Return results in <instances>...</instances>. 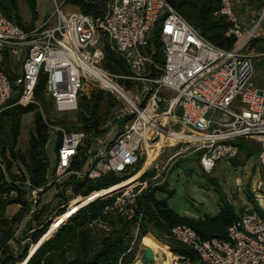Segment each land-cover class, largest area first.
Returning a JSON list of instances; mask_svg holds the SVG:
<instances>
[{
  "label": "built area",
  "instance_id": "built-area-1",
  "mask_svg": "<svg viewBox=\"0 0 264 264\" xmlns=\"http://www.w3.org/2000/svg\"><path fill=\"white\" fill-rule=\"evenodd\" d=\"M53 2V15L29 32L0 12V116L16 105L40 107L34 91L41 73L47 78L45 96L61 115L78 111L86 87L109 93L123 108L115 122L120 129L110 141V122L100 129L101 134L87 135L44 120L49 134H55L56 155L42 188H34L25 168L13 162L16 186L33 228L34 214L45 205L44 192L53 190L58 204H63L51 213L40 242L55 222L58 228L82 209H72L78 203L90 204L113 193L117 194L110 213L132 222L137 233L143 216L139 203L150 190L164 185L169 163L180 153L169 157L165 165L158 164V159L180 144L187 143L202 154L200 167L208 175L220 160L237 158L239 150L233 143L238 141L258 143V160L264 166V88L254 83L253 54L256 45L264 43V0L221 1L220 15L231 23L228 36L236 39L231 51L205 41L167 0H110L100 20L64 14L61 2ZM156 29L164 57L161 69L150 46ZM104 43L123 62L126 75L104 69ZM156 70L161 71L157 78ZM11 76H15L13 83ZM175 111H179L178 122ZM175 125L180 132L173 131ZM170 133L189 139L169 146L165 141ZM150 156L152 174L145 179L147 170L115 192H93L84 199L73 192L75 184L84 180L128 177L141 170ZM0 167L4 171L1 159ZM11 197L17 199L18 193ZM172 235L194 251L201 264H264V217L254 209L239 216L226 240L204 241L184 225L175 227Z\"/></svg>",
  "mask_w": 264,
  "mask_h": 264
},
{
  "label": "trees",
  "instance_id": "trees-1",
  "mask_svg": "<svg viewBox=\"0 0 264 264\" xmlns=\"http://www.w3.org/2000/svg\"><path fill=\"white\" fill-rule=\"evenodd\" d=\"M109 1L61 0V7L69 5L84 16L100 20L107 11ZM167 1L175 12L205 41L223 51L233 49L236 39L233 36H228L231 23L226 17L220 15L222 0ZM22 2L30 12L29 23H26L20 15ZM0 12L4 18L18 28L29 32L34 29L38 19L37 0H0ZM255 45L256 42H253L252 48ZM150 46L154 51V61L161 69L164 65V57L158 29L154 31V35L150 39ZM103 50L105 53L104 69L111 74L126 75L127 70L123 62L115 56L107 43H104ZM258 51L264 53V48ZM255 68L256 72L261 70ZM160 74L161 71L156 70L153 76L157 78ZM14 77H10L12 83ZM46 80V75L41 73L34 91V100L40 107L16 105L5 110L0 116V159L4 167V171L0 167V264H132L136 249L143 238H152L149 241L157 244L165 253L178 258L180 263L201 264L194 251L173 237L172 230L175 227L187 226L204 241L227 239L228 230L237 221L239 215L224 200L216 184L213 186L214 192L219 198L217 214L214 216L203 215L196 219L181 216L171 209L168 200L173 196V192L169 191L166 186H161L150 190L139 203L143 216L137 233H135L132 222L110 213L114 196L117 194L113 193L93 203L83 205L82 209L66 222H64L66 218L63 219L64 223L58 228L55 222L52 225L55 227L40 243L43 235L48 231L47 223L52 213L49 206L44 205L33 216L35 227L30 234L31 243L23 248V254H17L12 248V243H15L18 226L27 216L28 209L16 186L18 178L14 174L13 162H19L25 168L28 179L34 188L44 187L50 167L46 152L49 131L44 120L59 125L58 122H52L54 106L52 100L47 98L44 93ZM254 83L257 87L264 86L261 85V82L254 81ZM15 102L16 99H13L12 104ZM117 105L118 102L109 93L92 90L88 96L82 94L79 99L76 123H72L71 126H61L66 130L81 131L87 135H99L102 133L100 129L107 123L110 114ZM28 114H33V129L28 138L27 151L23 153L19 149V140L23 117ZM233 145L238 147L239 152L245 151L249 157L252 156V148L244 141L234 142ZM151 174L150 171L146 172L142 179ZM126 180L128 177L119 178L111 175L96 181L84 180L75 184L73 192L84 199L93 192L111 189ZM15 191L18 193L17 199L11 197ZM158 195H165L166 198L158 197ZM248 200L254 205L253 209L264 217V211L255 205L252 197H249ZM16 205H21V209L17 214L10 216L7 212L8 209ZM58 205L60 206V204ZM61 213L59 210L58 215ZM39 243L40 245H38ZM31 252L32 255H29Z\"/></svg>",
  "mask_w": 264,
  "mask_h": 264
},
{
  "label": "rangeland",
  "instance_id": "rangeland-1",
  "mask_svg": "<svg viewBox=\"0 0 264 264\" xmlns=\"http://www.w3.org/2000/svg\"><path fill=\"white\" fill-rule=\"evenodd\" d=\"M39 12L45 13L46 19L51 17L55 11V5L53 0H39ZM61 2V0H57ZM64 14L78 13L73 7L69 5H64L62 8ZM20 15L26 23L30 22L31 16L27 6L22 2L20 4ZM44 20V21H45ZM264 48V43H258L255 48L254 54V81L256 83L261 82L264 85V53H260L258 50ZM261 69L256 72V68ZM264 88V86H261ZM261 87H258L261 89ZM92 90H96L93 87H86L83 90V94L87 96ZM115 99V97H113ZM116 100V99H115ZM117 101V100H116ZM117 107L110 114L108 121L113 128V131L108 134V141L112 140L116 134V130L120 129L115 123L117 116L120 114V110L123 108V103L117 101ZM175 121L179 120V111H175ZM53 119L52 122H58L59 126L68 125L71 126L72 123H76L77 117L76 113H70L61 115L56 112L53 107ZM33 129V115L28 114L25 116L22 124V131L19 140V149L23 153L27 151L28 148V138ZM175 133L180 132L179 125H175L173 128ZM55 134H49V140L46 147L47 155L49 161L52 162L56 155L55 150ZM176 140L170 141L173 143ZM253 150L252 156H248L247 152L240 151L237 158L231 161L222 159L217 162L216 167L211 174H205L199 167V159L201 153L195 151V148L191 145L180 144L172 149L165 151V154L161 155L158 159V164L166 162L169 157L179 154L171 163V168L174 166L170 176H169V188L173 192V196L168 200V205L178 214H184L186 211H197L201 215L214 216L215 214H209L207 209L215 208L218 203V195L214 192V184H216L217 189L221 192L224 200L230 204L237 214H244L250 210L252 205L248 198L252 197L255 205L264 211V166L260 165L258 157L261 151V146L254 141H244ZM170 154V155H169ZM150 170L149 167L146 169ZM140 171V170H139ZM137 173H132L128 176V179ZM140 177V176H139ZM138 177V178H139ZM127 186L119 187L117 190H121ZM168 187V186H167ZM112 190V191H115ZM110 191V192H112ZM108 192V193H110ZM105 194V193H104ZM107 194V193H106ZM160 197V195H158ZM45 205L49 206L52 210V214L57 211V208H61L62 205H58V201L54 197L53 190H48L43 197ZM89 201L80 206L86 205ZM75 211L79 206L73 207ZM10 213L17 214L19 209L16 206L10 207ZM33 229V223L26 217L23 223L20 225L15 236V243H12L13 250L21 255L25 246L30 244V234ZM133 231V230H132ZM152 238H143L141 244L136 249L135 257L132 264H138L143 256L144 249L147 246H157V244L149 241ZM157 243V242H156ZM19 244V245H18ZM162 250L161 248H159ZM163 251V250H162ZM161 263H166L168 260L165 256H156ZM172 264H188L180 263L178 258L173 257Z\"/></svg>",
  "mask_w": 264,
  "mask_h": 264
},
{
  "label": "bare ground",
  "instance_id": "bare-ground-1",
  "mask_svg": "<svg viewBox=\"0 0 264 264\" xmlns=\"http://www.w3.org/2000/svg\"><path fill=\"white\" fill-rule=\"evenodd\" d=\"M119 90V89H118ZM189 138H186L184 135H178V134H175V133H170V135H169V138L168 139H166V143H168V145L169 146H175L179 141H182V140H188ZM173 140H176L175 142H173V143H169L170 141H173ZM151 161H152V158H151V156L149 157V159H148V161L144 164V166H143V168L136 174V175H134V176H132V177H130L128 180H126L125 182H122L121 184H119V185H117V186H115V187H113V188H111V189H109L108 191H105V194L106 193H108V192H110V191H112V190H115V189H117V188H119V187H123V186H129V185H131V184H133L134 182H136L137 180H138V177L142 174V172L144 171V170H146V168L151 164ZM123 189V188H122ZM104 194V193H103ZM84 203V202H83ZM83 203H80V205L81 204H83ZM80 205H77V206H79L80 208L81 207H83V206H80ZM76 206V207H77ZM80 208H77V209H80ZM74 211H75V209H74ZM66 217H63L62 218V220L61 221H63V219H65ZM57 226V225H56ZM55 227V226H54ZM54 227H52L51 229H50V231L54 228ZM49 231V232H50ZM43 241V240H42ZM41 241V242H42ZM38 245H40V243L38 244ZM147 248H149L150 250H152V252H153V254H154V259H155V264H159V260L157 259V255H159V256H165L166 258H167V262L165 263V264H172V261H173V256L171 255V254H169V253H165L164 251H162V250H160L159 248H157V247H155V246H147ZM36 249V248H35ZM29 255H32V252H31V254L29 253ZM25 264V263H24ZM138 264H140V262L138 263ZM161 264H164V263H161Z\"/></svg>",
  "mask_w": 264,
  "mask_h": 264
},
{
  "label": "crops",
  "instance_id": "crops-1",
  "mask_svg": "<svg viewBox=\"0 0 264 264\" xmlns=\"http://www.w3.org/2000/svg\"><path fill=\"white\" fill-rule=\"evenodd\" d=\"M39 0H37V15H38V19H37V22L35 23V27H39V26H41L42 25V23L44 22V20H45V18H46V16L47 15H45V13L43 12V13H40L39 12ZM30 115H33V114H30ZM25 116H27V115H25ZM25 116L23 117V120H24V118H25ZM23 120H22V124H23ZM47 152V151H46ZM172 152V150H169V153H171ZM165 154V153H164ZM163 154V155H164ZM170 155V154H169ZM200 160V159H199ZM167 163V161L166 162H164V163H162V165H165ZM173 163H171L169 166H170V169H169V172H168V176H167V179H166V182L164 183V185H162V186H168L167 187V189L169 190V191H171L170 190V188H169V185H168V183H169V176H170V174H171V172H172V170L174 169V166L171 168V165H172ZM199 167H200V163H199ZM200 169H201V167H200ZM202 170V169H201ZM203 172V171H202ZM204 173V172H203ZM160 197L161 198H166V196L165 195H160ZM218 204H219V198H218V203L215 205V208H212V209H207V212L209 213V214H217V212H218ZM251 209H253V206H251L250 207V210ZM10 208L8 209V214L10 215V216H12V215H15V214H13V213H10ZM236 212V211H235ZM179 215H181V216H186V217H190V218H199V217H202L203 215H201V213H197V211H190V210H188V211H186L184 214H179ZM239 216L241 215V214H238Z\"/></svg>",
  "mask_w": 264,
  "mask_h": 264
},
{
  "label": "water",
  "instance_id": "water-1",
  "mask_svg": "<svg viewBox=\"0 0 264 264\" xmlns=\"http://www.w3.org/2000/svg\"><path fill=\"white\" fill-rule=\"evenodd\" d=\"M140 264H155L154 254L152 250H150L149 248L144 249L143 256L140 260Z\"/></svg>",
  "mask_w": 264,
  "mask_h": 264
}]
</instances>
